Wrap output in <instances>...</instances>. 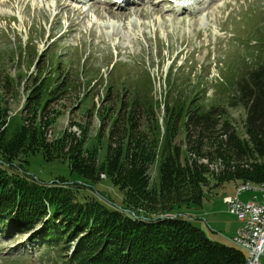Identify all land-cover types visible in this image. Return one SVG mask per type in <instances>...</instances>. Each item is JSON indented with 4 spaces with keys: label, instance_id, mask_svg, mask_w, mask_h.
<instances>
[{
    "label": "rangeland",
    "instance_id": "374dc122",
    "mask_svg": "<svg viewBox=\"0 0 264 264\" xmlns=\"http://www.w3.org/2000/svg\"><path fill=\"white\" fill-rule=\"evenodd\" d=\"M174 1L138 0L121 11L97 0L89 4L0 0V111L15 115L38 78L57 71L54 81L66 78L70 87L51 106L57 113L48 139L65 131L79 137L87 129L86 147H98L99 162L106 158L109 145L128 141L130 121L131 137L156 139L167 115L165 102L173 104L175 100H196L205 108L226 107L232 126L246 138V111L242 106L231 107L229 102L243 71L255 67L264 56V0H199L194 6L189 4L191 14L172 11ZM78 9L81 16L76 15ZM110 12L123 18L107 17ZM106 86H115L109 101L103 99ZM176 143L185 150L184 134ZM28 162L23 169L16 166L10 172L42 184L66 180L65 184L79 191V197L97 198L110 208L123 202L122 191L107 177L86 184L72 173L68 161H47L41 153L30 156ZM158 164L150 169L153 183L158 181ZM211 167L217 170L221 166ZM242 187L258 189L264 184L248 182L237 189ZM232 189L229 184L218 193H208L200 206L218 210L212 213L222 222L221 231L208 216L196 221L209 239L229 246H234L232 238L239 225L223 205ZM252 196L244 192L240 198L247 202ZM200 207H195L196 211H201ZM40 228L25 234L23 228L9 222L1 224L0 264H76L69 261L71 252L46 248L39 239Z\"/></svg>",
    "mask_w": 264,
    "mask_h": 264
},
{
    "label": "trees",
    "instance_id": "16d2710c",
    "mask_svg": "<svg viewBox=\"0 0 264 264\" xmlns=\"http://www.w3.org/2000/svg\"><path fill=\"white\" fill-rule=\"evenodd\" d=\"M56 72L38 78L15 115L0 111V225L9 222L25 234L40 225L45 247L71 252L69 261L76 264H245L244 251L209 239L187 212L229 184H264V56L243 71L229 102L246 111V138L232 126L226 107L175 100L165 102L156 139L131 137L130 121L128 141L109 145L102 162L97 146L86 147L87 129L79 137L65 131L48 139L57 113L51 106L70 87L66 78L54 81ZM114 89L106 86L103 99L111 100ZM181 134L185 150L176 143ZM37 153L47 161H68L86 184L106 175L122 191V204L110 208L97 198H81L66 180L42 184L10 172ZM157 161L153 183L150 169ZM217 164L220 169H212Z\"/></svg>",
    "mask_w": 264,
    "mask_h": 264
},
{
    "label": "built area",
    "instance_id": "2783aa9c",
    "mask_svg": "<svg viewBox=\"0 0 264 264\" xmlns=\"http://www.w3.org/2000/svg\"><path fill=\"white\" fill-rule=\"evenodd\" d=\"M249 189H238V194ZM261 199L254 198L249 202H242L238 196L227 198L225 201L228 212L240 223L235 237L234 245L247 254L245 264H261L264 257V190Z\"/></svg>",
    "mask_w": 264,
    "mask_h": 264
},
{
    "label": "crops",
    "instance_id": "0c3cea01",
    "mask_svg": "<svg viewBox=\"0 0 264 264\" xmlns=\"http://www.w3.org/2000/svg\"><path fill=\"white\" fill-rule=\"evenodd\" d=\"M232 193L229 195V194H227V196L226 197H228V196H233L234 194H235V185H233V189H232V191H231ZM252 194H253V196L252 197H254V196H260V194L259 193H254V192H251ZM226 197H224V198H226ZM240 197H241V195H240ZM251 197V198H252ZM241 199V198H240ZM211 202L212 201H210V205H213V204H211ZM223 205L225 206V210L227 211V205L225 204V202L223 201ZM214 207L213 206H211L210 208H208L207 206H203V209L200 207V208H198V209H200L201 211H196V209L197 208H192V209H190L188 212H187V214L191 217V219H192V221H193V223L195 224V225H197V222L196 221H203V216H208V217H210L211 218V224L213 223V227L215 228V229H218V230H220V229H222V228H224V226H223V224H222V222L219 220V219H217V215L216 214H213L212 212H214V211H217L218 212V210H213V211H211L212 209H213ZM213 218V219H212ZM239 224V223H238ZM201 229H203V227H202V225L201 226H199ZM218 227V228H217ZM238 227H239V225H238ZM214 232H216V230H214V229H212ZM221 231V230H220Z\"/></svg>",
    "mask_w": 264,
    "mask_h": 264
},
{
    "label": "bare ground",
    "instance_id": "6f19581e",
    "mask_svg": "<svg viewBox=\"0 0 264 264\" xmlns=\"http://www.w3.org/2000/svg\"><path fill=\"white\" fill-rule=\"evenodd\" d=\"M91 1H93V0H91ZM90 1V2H91ZM184 2V1H188V0H175V2L176 3H179V2ZM199 0H194V1H191L190 0V2L192 3V5L194 6L195 5V3L196 2H198ZM90 2H88V3H90ZM128 3H127V6L125 7V6H122V5H120L119 7H117L118 9H120L121 11L122 10H124V9H126L128 6H132V3L134 2V0H128L127 1ZM112 4H116L117 5V3L115 2V1H113L112 2ZM189 4L190 3H186V5L183 7V8H181V11L183 12V11H189L190 9H193L192 7L190 8L189 7ZM68 7V6H67ZM64 8V7H63ZM191 11V10H190ZM113 12V11H112ZM83 13H82V11L80 10V9H78L77 10V13H76V15H78V16H81ZM113 16V18H123V16H121L120 14H112L111 12L110 13H108V16L107 17H109V16ZM125 17H127V16H125ZM252 187V186H251ZM260 187V186H259ZM240 189H249V190H264V187L263 188H258V189H252V188H248V187H242V188H240ZM237 192H238V189H237ZM242 250V249H241ZM246 262H247V257H246Z\"/></svg>",
    "mask_w": 264,
    "mask_h": 264
}]
</instances>
